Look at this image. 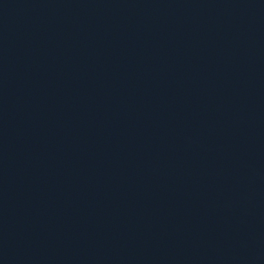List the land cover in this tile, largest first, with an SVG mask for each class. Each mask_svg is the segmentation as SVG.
I'll return each mask as SVG.
<instances>
[{"label":"water","instance_id":"water-1","mask_svg":"<svg viewBox=\"0 0 264 264\" xmlns=\"http://www.w3.org/2000/svg\"><path fill=\"white\" fill-rule=\"evenodd\" d=\"M0 264H264V0H0Z\"/></svg>","mask_w":264,"mask_h":264}]
</instances>
